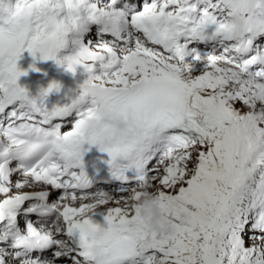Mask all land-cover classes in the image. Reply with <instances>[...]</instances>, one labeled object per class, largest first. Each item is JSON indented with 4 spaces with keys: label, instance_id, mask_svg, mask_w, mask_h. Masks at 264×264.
I'll return each instance as SVG.
<instances>
[{
    "label": "snow or ice",
    "instance_id": "6c2138e0",
    "mask_svg": "<svg viewBox=\"0 0 264 264\" xmlns=\"http://www.w3.org/2000/svg\"><path fill=\"white\" fill-rule=\"evenodd\" d=\"M196 40L219 54L194 76ZM26 50L83 69L69 102L21 86ZM100 106L128 125L107 147L113 129L80 131ZM85 144L118 190H93ZM145 190L171 233L145 223ZM0 197V264H264V0H0Z\"/></svg>",
    "mask_w": 264,
    "mask_h": 264
},
{
    "label": "clouds",
    "instance_id": "9594fccd",
    "mask_svg": "<svg viewBox=\"0 0 264 264\" xmlns=\"http://www.w3.org/2000/svg\"><path fill=\"white\" fill-rule=\"evenodd\" d=\"M246 18L239 14H233L228 21V30L242 36L246 28ZM91 116H85L80 122V131L85 136L102 134L106 127L114 130V135L102 136L101 143L107 147L113 144L120 135L127 129L126 121L113 114L105 106L96 107ZM260 114H258V119ZM141 210V215L145 223L155 231L161 234L171 233L173 231L171 224L167 222V217L160 207L159 197L156 193L145 190L139 200L136 202Z\"/></svg>",
    "mask_w": 264,
    "mask_h": 264
}]
</instances>
